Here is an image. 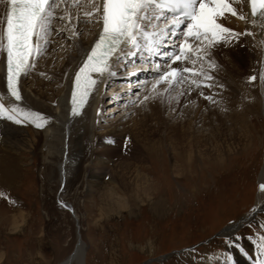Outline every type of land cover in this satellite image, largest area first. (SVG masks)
<instances>
[{
  "label": "rangeland",
  "instance_id": "rangeland-1",
  "mask_svg": "<svg viewBox=\"0 0 264 264\" xmlns=\"http://www.w3.org/2000/svg\"><path fill=\"white\" fill-rule=\"evenodd\" d=\"M65 1L68 0H57L59 7L52 9L57 15L50 18L49 33L52 35L48 33L39 40V53L34 55L32 61L34 66L29 67L23 76L27 94L45 100V103H49L52 97L60 98L62 85H58V75L92 32L93 23L84 15L90 5L87 0H69L68 5ZM61 16L65 19H59ZM163 21L160 18L159 23ZM153 23L157 21L153 19ZM182 31L183 28L177 29V34L171 40L174 37L183 39ZM178 43L166 51L176 52ZM142 51L121 56L114 63L117 66L115 77L107 80L103 88L96 121L98 131L115 125L122 131L124 135L119 142L121 152L113 157L112 166L129 179H135L139 174L148 177L155 185V189L150 192H156L155 199L164 207L162 212L153 211L151 202L156 200L152 196H144L143 189L139 187L133 191V196L137 193L142 195L136 197V206L132 204L129 210L122 213L103 214L99 210L98 195L86 197L83 194L86 182L82 180L77 186V194L71 191L66 199L75 206L80 217L79 221H74L71 211L63 208L60 194L64 180L55 193L57 178L53 177L54 173L51 180L48 175L46 178L42 165L49 161L48 158L42 153L27 151L24 153L26 157L21 180L13 183L12 190L6 188L5 193H0V264H56L75 249L78 234L83 244L79 264H230L229 252L233 245L241 247L243 241L261 243L260 236L264 234V228L260 227L264 224V202L258 212H252L256 214L255 218L242 221L231 237L222 232L254 209L261 190L259 184L264 183V80L261 77L258 79L261 97L259 109L249 123L251 131L248 133L244 127H237L238 133L233 139L228 134L231 133L229 130L228 136L223 139L227 146L230 144L229 147H222L218 151L212 146L215 138L209 120L216 113L220 114L216 108L221 102L219 98L213 103L207 102L206 97V102L202 103L203 97L196 95L197 100L181 103L182 110L177 114L175 112L174 104L182 93L197 86L191 80L201 77L185 74L182 83H175L170 88L174 99L167 101L168 106L163 112L169 126L177 127L174 136L176 143L165 145L155 155L146 154L145 160L139 163L141 168L136 169L134 164L127 167L123 160L127 157L129 162H133L129 155L133 141L139 144L144 139L147 141L150 131L158 124L157 113L153 109L158 95H155L156 100L152 99L150 109L147 100L143 99L145 95L154 96L151 85L158 76L157 66L162 71L179 62H172L166 56L157 54L149 59L143 58L142 54L146 52ZM225 53L221 56L227 61L229 55ZM261 61L263 64V58ZM180 63L186 65L190 61ZM199 64L207 65L205 60L197 61L195 68L198 73ZM211 82L214 83V79ZM165 87L163 83L158 85V94ZM219 94L223 95V92ZM191 120L189 131L203 135L206 139L208 137L209 140L206 146L200 147L201 151L197 149L191 153V166L187 167L184 165L186 146H183L186 142L182 138V130L186 128L182 129L181 126L185 124L187 127ZM204 121H207L206 124ZM214 123H217L216 120ZM169 130L162 128L156 136L150 137L165 139L163 135L168 134ZM173 145L176 147L172 148ZM105 170L109 173L106 172L104 178L109 180L112 175L109 169ZM111 252L116 257L114 261L109 258Z\"/></svg>",
  "mask_w": 264,
  "mask_h": 264
},
{
  "label": "bare ground",
  "instance_id": "bare-ground-1",
  "mask_svg": "<svg viewBox=\"0 0 264 264\" xmlns=\"http://www.w3.org/2000/svg\"><path fill=\"white\" fill-rule=\"evenodd\" d=\"M72 1L74 2V0ZM86 2L89 3L88 0ZM94 2L100 3V0H94ZM230 2L233 7L236 8L237 13H243L246 19L240 20L239 15L233 17L231 13L226 12L224 17L218 18V22L223 23L226 27L232 28L237 33L245 34L240 35L238 38L234 37L226 43L221 41L207 49L208 55L204 58L207 65L202 66L199 64V72L203 71L207 73V75L214 79V83L211 82L212 79L207 80L201 75L198 79L200 83L195 86L193 90L190 87L188 91H184L182 93L183 95L180 96L181 98L174 104L177 114L182 110L183 103L192 102V100L195 99L197 100V96L204 98L201 100L202 103L206 102V97H211V99H207V102L213 101L214 103L218 98L221 100V102L216 105L220 114L216 113L213 115V118L209 120V124L212 126L211 132L215 138L212 146L218 151L222 147L227 146V143H225L226 141L223 140L225 139L224 136H228L229 134L231 138H235L238 133L237 127H239V129H243L240 127H244L248 133L251 131L249 123L252 119V115L259 109L261 97L258 79L261 77V73H264V17H261L259 14L255 17L251 16L247 0H230ZM69 3V0L65 1V4L68 5ZM6 10L7 0H4L3 3H0V20L5 16ZM90 10L91 5H89L87 11ZM157 12L161 14L163 20H165L164 18L167 19L172 16V13L168 12L166 9H159ZM55 15H57V13L54 11V17ZM88 19L93 23L91 26L92 32H90L91 36L85 43L78 46L79 48H77L75 56L68 59L61 70L58 75V85H62L59 95L60 98L52 97L49 103H45V100L36 99L31 97L30 94H27L26 80L25 77L23 78L25 72L22 73L20 78V94L22 99L20 101H15V98L11 96L6 87L5 54L0 52V103L5 104L6 107H10L12 103H16L18 105V115L20 111H31L39 112L43 114L44 117L48 118L44 127L40 128L32 123L31 120H25L24 123H16L14 120H9L6 113L0 114V193H5L6 188H11L12 190L13 183L21 180L20 176L25 166L26 154L24 153L27 151L32 153L35 152V154L36 152L42 153L49 160L48 162L45 161L42 163L46 171L45 177L48 175V178L51 180V175L54 173L53 177L55 176V178H57L55 193L59 190L60 184H62L61 181L64 180V186L60 194L64 203L63 208L71 211L74 221H79L80 217L76 212L75 206L67 201V197H69L71 191L77 194V186L82 180L86 182V188L83 194L86 195V197H91L94 194L98 195L100 199L99 210H101L103 214L107 212L122 213L126 209L129 210L132 204L136 206L135 199L140 198L142 195H140L141 193H137L135 194L136 196H133V191H136L139 187L143 189L142 194L146 197L152 196L155 199L156 194V192L155 194H151L150 190L155 189V185L145 175L139 174L136 175L137 179L133 177L129 179L124 176L125 174H119V172L115 170V166H112L114 165L113 157L121 152L119 149V142L121 136L124 135L122 131L118 130L115 127L116 125L109 129L98 131L99 128L96 121L98 104L103 98L102 92L107 80L109 81L115 77L117 66H115L114 63L121 57L119 53L113 56L109 61L111 71L105 72L102 76H97V84L92 89L87 103L79 111V114H72L71 89L73 75L80 66L82 59L91 50L95 39L100 33L102 25L94 16L88 17ZM252 20H255V24L250 23ZM0 27H2V23H0ZM246 29L251 32V35L245 32ZM175 38L176 37H174V40H170V42L166 39L161 45L160 51L168 53L166 50H171L174 44L178 43L181 39ZM122 47L124 51L127 52V47ZM142 52H146L145 55L142 54L143 58L149 59L156 56L155 51L149 52L147 49H143ZM223 52H227L225 54L229 55L227 61L223 60L221 56ZM157 56L164 55L157 54ZM262 58L263 64L261 61ZM31 59L33 61L34 56ZM209 59L215 64V67L209 66ZM182 64L180 62L174 63L172 67L191 66V62L186 65L185 63ZM252 75L256 76L255 80L248 79V77ZM210 83L213 84L211 87L208 86ZM174 84L175 82L173 85ZM170 88L168 91H162L160 94H157L159 99L157 103L154 104L155 106L153 109L157 113L159 122L158 120L156 121L158 124L156 123L157 126L155 129L150 131L148 135L149 138L147 137L148 140L145 141L144 139L142 144L133 141L134 143H132V146L129 145V155L133 162H129L127 157L125 160L122 159L127 163V167H131L134 164L136 169H138V167L141 168L139 163L145 160L146 154L150 153L151 155H155L158 149H161L165 145L171 146V144L176 143V140L174 141V136L177 132V127L169 126L167 120L164 118L165 116L163 117V112H165L164 110L167 108L166 106H168L166 105L167 101L169 99H174V97L171 96L172 94H170ZM219 92H223V95H220ZM156 96L154 95L152 98L149 97L147 99L148 107L151 106ZM152 117L154 116L152 115ZM19 118L23 119V116ZM214 120H216L217 123H214ZM227 121L230 124H226ZM206 122L204 121V124H206ZM191 123L192 120L187 127L185 124L182 126L180 125L182 129H184V127L186 128L182 130V138L185 139L186 142L183 144L186 148H183L187 155L184 165L186 164L187 167L191 166L190 158L193 154L192 152L197 149L200 150L202 146H206L208 143L207 140H209L208 137L206 139L203 138V135H196L193 131L190 132ZM162 128L163 130H167V128L170 129L168 134L166 133V135H163L165 139L160 136L157 139H154L155 137H150V135L156 136L157 132ZM229 130H231V133H228ZM168 139L173 142L168 143ZM131 142L132 141L129 143ZM229 145L230 144H228L227 147H229ZM175 147L176 145L172 146V148ZM131 158L129 159L131 160ZM105 169H109L112 175L111 177L109 175V180H105L104 178L106 172L109 173ZM159 202L157 200L151 202L153 211L157 213H161L164 208ZM263 202L264 191L259 190L257 201L253 207L254 209L243 217H240L232 225L226 227L222 233L227 237H231L237 231L238 225L242 221H249L255 218L256 214L252 212H258L262 208ZM78 236L79 238L75 249L66 258L56 264H72L73 262L79 264V260L82 259L80 256H82L83 253V244L80 234H78ZM260 244L261 243L254 241H243L241 247L233 245L229 252L231 259L230 264H253V261L256 260L259 255ZM109 258L111 261L116 259L114 252H111Z\"/></svg>",
  "mask_w": 264,
  "mask_h": 264
},
{
  "label": "snow or ice",
  "instance_id": "snow-or-ice-1",
  "mask_svg": "<svg viewBox=\"0 0 264 264\" xmlns=\"http://www.w3.org/2000/svg\"><path fill=\"white\" fill-rule=\"evenodd\" d=\"M4 0H0L3 3ZM91 10L84 13L102 24L99 38L91 47L82 66L75 73L74 87L72 90V114L78 115L79 110L89 98V94L97 84V76L111 71L110 59L119 53L121 56L135 55V51L147 49L149 52L164 55L172 62L190 61L189 67H165L159 71L158 76L151 85L152 95L158 94L157 86L162 83L168 87L173 83H182L185 74L203 75L205 79H212L203 71L197 72V61L204 60L208 55L207 49L221 41L228 42L234 37L238 38L245 33H237L232 28L218 22V18L224 17L225 13H231L233 17L239 15L240 20H245L243 13H237L230 0H88ZM253 17L259 14L264 17V0H247ZM59 7L57 0H7L6 14L0 23V52L6 56L7 88L15 101L22 99L19 89V77L22 72H27L29 67L34 66L32 57L39 53V40L50 31V18L54 16L52 9ZM179 10V15H172L159 23L161 14L159 9ZM59 19L64 20L61 16ZM71 20V16L68 15ZM153 19L157 23H153ZM255 24V20L250 21ZM186 24L182 31L183 39L176 45L174 53L161 52V45L167 39L177 34V28ZM245 32L251 35L247 29ZM78 35V33H73ZM195 42V43H194ZM122 46L127 47V52ZM135 50V51H134ZM210 67L215 64L209 59ZM255 80L256 76L248 77ZM264 80V73H261ZM192 84H199L196 79ZM211 87V85H209ZM149 97L145 95L144 100ZM211 99V97H207ZM7 114L9 120L16 123H24L31 120L37 127H44L46 117L39 112L18 113V105L12 103L10 107L0 103V114ZM23 116V119L19 118ZM264 191V183L259 184ZM264 228V224L260 225ZM259 255L253 264H264V234L260 236Z\"/></svg>",
  "mask_w": 264,
  "mask_h": 264
}]
</instances>
